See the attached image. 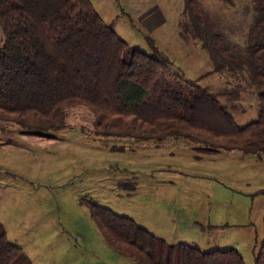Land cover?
I'll return each instance as SVG.
<instances>
[{
	"label": "rangeland",
	"instance_id": "374dc122",
	"mask_svg": "<svg viewBox=\"0 0 264 264\" xmlns=\"http://www.w3.org/2000/svg\"><path fill=\"white\" fill-rule=\"evenodd\" d=\"M185 1L89 0L126 43L165 53L173 71L218 93L245 125L257 117L261 87L238 60L216 69ZM195 2L199 17L203 13L223 34L226 52L244 50L252 0ZM63 115L64 126L44 135L0 120V224L32 264H136L103 241L85 200L169 244L233 247L245 264H255L263 242L264 154L203 153L182 136L101 134L83 106H67Z\"/></svg>",
	"mask_w": 264,
	"mask_h": 264
},
{
	"label": "trees",
	"instance_id": "16d2710c",
	"mask_svg": "<svg viewBox=\"0 0 264 264\" xmlns=\"http://www.w3.org/2000/svg\"><path fill=\"white\" fill-rule=\"evenodd\" d=\"M252 1L246 46L233 53L225 51L219 28L203 13L199 17L195 0L185 1L195 35L216 69H230L238 60L261 87L257 117L245 125L218 93L173 71L160 53L126 43L89 0H0V120L16 124L22 133L44 135L64 126L65 107L83 106L101 134L182 136L203 153L264 154V0ZM85 202L103 241L136 264H245L233 247L204 251L169 244L131 218ZM0 264H32L7 240L1 224ZM255 264H264V222Z\"/></svg>",
	"mask_w": 264,
	"mask_h": 264
},
{
	"label": "crops",
	"instance_id": "0c3cea01",
	"mask_svg": "<svg viewBox=\"0 0 264 264\" xmlns=\"http://www.w3.org/2000/svg\"><path fill=\"white\" fill-rule=\"evenodd\" d=\"M158 52H159V51H158ZM159 53H160V52H159ZM159 53H158V54H159ZM151 54H152V53H151ZM160 54H161L162 56H164V58L167 57V55H166L165 53H162V52H161ZM165 56H166V57H165ZM170 66H172V63L169 64V67H170ZM176 73H177V72H176ZM178 74H181V72L178 71ZM181 75H182V74H181ZM182 76H183V75H182ZM183 77H184V76H183ZM185 78H186V77H185ZM186 79H189V80H195L198 84H200V83H199L200 80L198 81V80H196V79H191V78H186ZM200 85H201V84H200ZM202 86H204V85H202Z\"/></svg>",
	"mask_w": 264,
	"mask_h": 264
}]
</instances>
